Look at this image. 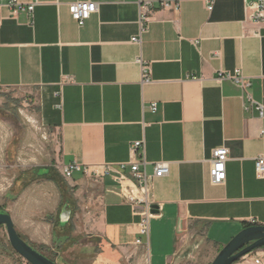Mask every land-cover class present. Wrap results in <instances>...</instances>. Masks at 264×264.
<instances>
[{
    "label": "crops",
    "instance_id": "1",
    "mask_svg": "<svg viewBox=\"0 0 264 264\" xmlns=\"http://www.w3.org/2000/svg\"><path fill=\"white\" fill-rule=\"evenodd\" d=\"M19 1L36 3L33 24L0 2V202L21 236L43 254L41 246L65 243L59 257L46 254L58 264H75L64 254L87 264H211L238 233L264 226V180L254 165L264 156L256 109L264 106V24L246 20L252 0H169L179 10L149 0L156 9L143 34L137 0ZM77 1L98 4L81 27L69 11ZM139 59L150 66L145 86ZM237 70L250 82L247 93L219 78ZM18 104L32 107L24 117L51 133L54 164L16 162L30 138ZM136 141L144 142L149 174L156 163L169 165L151 186L158 213L149 236L111 177L76 172L64 186L55 170L128 164ZM219 148L228 149L227 177L215 185ZM114 175L132 177L130 167ZM64 208L72 215L61 227ZM54 212L58 230L46 221ZM256 258L264 264V247L235 264Z\"/></svg>",
    "mask_w": 264,
    "mask_h": 264
},
{
    "label": "built area",
    "instance_id": "2",
    "mask_svg": "<svg viewBox=\"0 0 264 264\" xmlns=\"http://www.w3.org/2000/svg\"><path fill=\"white\" fill-rule=\"evenodd\" d=\"M4 2L13 16L19 14H26L30 19V24H33L34 10L36 3L25 4L19 0H0ZM140 8V18L142 25V34L147 31V25L152 19V14L156 9L155 2L149 0H137ZM160 7L163 9L179 10V1H162ZM209 10H212L209 7ZM69 11L72 18L78 23V25L84 26L85 22L91 18L93 14L98 11V4L92 1H77L69 5ZM246 20H249L257 25L264 24V0H252L247 3L246 6ZM133 43L141 44V40L138 38H132ZM142 64V84H150L152 82L150 66L143 62L142 59L138 60ZM220 80L229 79L234 84L240 87L244 92L250 88V82L242 75L240 70L232 73L219 74ZM249 101L254 104L255 102L250 99ZM256 109L260 113V116H264V106L256 103ZM152 113H156L158 110L157 103H153L149 106ZM145 145L143 141H136L131 146L132 160L128 164L120 165H97V166H84L72 163L68 165H62L60 167V173L64 179L70 180L76 172H83L87 176H91L95 179L101 180L105 177H111L119 188H113V192L124 199L128 204L132 206L136 214L141 217L140 221V234L142 236H149L150 233V220L156 214L154 211L155 202L152 197L151 186L156 179L165 178L169 175V165L167 163H156L154 165V173L149 174L147 172V163L140 154V151H144ZM229 158L227 148H219L213 152L212 167L210 169V180L215 185H221L226 181V163ZM255 168L257 178L264 180V156H259L255 160ZM127 167L131 169V178H127L124 175L116 177L114 174L117 172V168L120 171H125ZM137 245H142L141 239L137 240ZM248 256V255H247ZM246 256V257H247ZM245 258V257H244ZM243 258V259H244ZM254 264H262L260 258L254 260Z\"/></svg>",
    "mask_w": 264,
    "mask_h": 264
},
{
    "label": "rangeland",
    "instance_id": "3",
    "mask_svg": "<svg viewBox=\"0 0 264 264\" xmlns=\"http://www.w3.org/2000/svg\"><path fill=\"white\" fill-rule=\"evenodd\" d=\"M19 95H17L19 97V99L21 98H25L27 100H29L30 98L25 95L22 94V92L18 93ZM20 101V103H22L23 100H18ZM28 104H30V106L33 107V104L31 101L27 102ZM19 105V104H18ZM29 105H19V107H21V110H23V113H20L21 119H23L24 121V127L28 128L30 131V138L29 139H25V141L22 142V146H20V152L21 154H19L16 162L19 164H27V162H37V159H40V161L43 159L44 162H47L46 165H50V164H54L53 161H50L49 158V149H50V145L51 143V133L43 130L42 126L36 125L34 123H31L28 121V119L26 117H24V113H27L26 111L28 109H33L32 107H30ZM23 107V108H22ZM26 107V108H25ZM25 111V112H24ZM33 159H35V161H33ZM46 159V160H45ZM59 167V166H58ZM55 170L58 172V177H59V182L66 186L67 185V180L64 179L60 173V168H55ZM97 181H99L98 179H96ZM0 208L3 209V211L5 212L6 209V205L5 203L0 202ZM57 219V213L54 212L53 214L48 215V217L46 218L47 223H52L54 225V228L56 230H58V221ZM48 237H46L47 239ZM22 239L28 243L32 248H34L35 250L41 252L35 245L31 244L28 240H26V238H24L22 236ZM86 242V241H84ZM65 244V243H64ZM63 242L59 243L58 245L55 243H52L48 248L46 247H42L41 249H43L45 251L46 254L50 255L51 257H59V253H61L62 248H64ZM66 246V245H65ZM39 247V246H38ZM43 254V252H41ZM46 254H43L46 256ZM63 255V254H62ZM61 255V256H62ZM71 255L64 254V258L66 259V261L72 263L75 262V264L79 263V264H87L86 260L83 261H74L71 259H69ZM48 257V256H46ZM75 257V255H74ZM49 258V257H48ZM92 263V262H89ZM0 264H29L27 261H25L21 256H19L12 248L9 239H8V235H7V231L6 228L4 226L0 227ZM188 264H206L205 260L201 259H196Z\"/></svg>",
    "mask_w": 264,
    "mask_h": 264
},
{
    "label": "water",
    "instance_id": "4",
    "mask_svg": "<svg viewBox=\"0 0 264 264\" xmlns=\"http://www.w3.org/2000/svg\"><path fill=\"white\" fill-rule=\"evenodd\" d=\"M154 213L158 207L154 206ZM72 212L64 208L59 216L60 226H66L71 219ZM7 231L9 242L13 250L29 264H58L41 252L32 248L18 233L11 215L0 212V227ZM264 247V226H251L238 233L224 246L211 264H235L247 255Z\"/></svg>",
    "mask_w": 264,
    "mask_h": 264
},
{
    "label": "trees",
    "instance_id": "5",
    "mask_svg": "<svg viewBox=\"0 0 264 264\" xmlns=\"http://www.w3.org/2000/svg\"><path fill=\"white\" fill-rule=\"evenodd\" d=\"M0 212H4L2 208H0ZM21 236V235H20ZM22 237V236H21ZM52 260V259H51ZM54 261V260H53Z\"/></svg>",
    "mask_w": 264,
    "mask_h": 264
}]
</instances>
